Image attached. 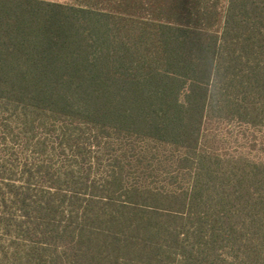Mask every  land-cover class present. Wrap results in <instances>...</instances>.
Returning a JSON list of instances; mask_svg holds the SVG:
<instances>
[{
    "label": "trees",
    "instance_id": "trees-1",
    "mask_svg": "<svg viewBox=\"0 0 264 264\" xmlns=\"http://www.w3.org/2000/svg\"><path fill=\"white\" fill-rule=\"evenodd\" d=\"M0 99L113 135L135 179L26 227L50 264H264V160L217 130L264 131V0H0Z\"/></svg>",
    "mask_w": 264,
    "mask_h": 264
},
{
    "label": "rangeland",
    "instance_id": "rangeland-1",
    "mask_svg": "<svg viewBox=\"0 0 264 264\" xmlns=\"http://www.w3.org/2000/svg\"><path fill=\"white\" fill-rule=\"evenodd\" d=\"M217 130L226 156L264 160L261 129L234 122ZM118 148L113 135H94L86 125L53 120L0 99V185L7 191L5 183H10L19 191L16 197L6 196L5 203L0 200V264H50L49 249L26 234V227L39 232L40 223L44 229L60 225L77 230L84 212L101 213L110 195L119 202L122 197L119 189L113 192V175L122 172L116 179L123 186L135 179L127 174ZM155 173L157 186L163 184L165 174Z\"/></svg>",
    "mask_w": 264,
    "mask_h": 264
}]
</instances>
